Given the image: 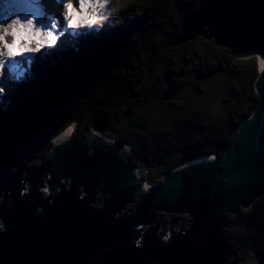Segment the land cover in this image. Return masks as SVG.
Instances as JSON below:
<instances>
[{"label": "water", "instance_id": "1", "mask_svg": "<svg viewBox=\"0 0 264 264\" xmlns=\"http://www.w3.org/2000/svg\"><path fill=\"white\" fill-rule=\"evenodd\" d=\"M199 37L239 59L264 58V0H203L175 45ZM255 88L259 103L223 157L171 171L146 193L129 150L108 139L68 140L50 161L24 166L2 189L0 264H238L229 217L264 197V73ZM159 212L191 218L163 236L153 226Z\"/></svg>", "mask_w": 264, "mask_h": 264}, {"label": "trees", "instance_id": "2", "mask_svg": "<svg viewBox=\"0 0 264 264\" xmlns=\"http://www.w3.org/2000/svg\"><path fill=\"white\" fill-rule=\"evenodd\" d=\"M58 1L41 0L43 10L49 12ZM149 1V7L156 9H144L134 22L125 16L119 24L98 35L82 29L83 44L63 36L60 43L56 42V48L49 47L50 53L45 49L40 54L43 57L31 58L30 64L24 59L27 71L22 78L6 67L5 73L0 75V189L26 163L45 161L52 152L54 154L56 144L53 142L73 125L77 127L78 138L98 131L106 140L115 141L119 150L129 148V164L134 170L143 172L144 167L140 165L155 168L154 176H150L153 179H143V184L161 183L167 173L204 156H224L239 127L252 117L259 103L255 88L260 76L257 58L238 59L229 49L205 38L177 47L176 40L185 18L195 13L203 0ZM72 4H77V0H72ZM55 22L60 24L63 20ZM56 32L60 33L58 28ZM158 34L164 38L161 44H149ZM152 47L162 54L161 63L154 67L159 71V80L151 79L154 68L150 69L148 78L142 73V77L137 75ZM206 62L212 63V67ZM202 66L205 77L218 66L223 68L224 74L215 73L205 78L206 82L200 83L193 94L185 91L191 101L181 121L166 123L165 115L158 119L160 124L151 126L146 114L138 116L135 107L144 100L143 91L148 89L146 101L152 90L164 88L160 79L167 81V70L176 77L185 68L196 72L195 69ZM142 78L146 79L145 83ZM148 80L152 82L149 84ZM209 94H217L219 103L213 102ZM131 100H134L133 105L128 104ZM120 105H126L123 113L131 121L132 129L123 136L115 131L119 119L114 109ZM211 105L220 106L221 116L213 118L208 113ZM82 106L87 110L86 123L81 114ZM46 134L47 141L38 144ZM138 186L140 184H136V188ZM131 208L136 207L129 205L126 210L130 212ZM159 215L164 219L166 235L180 231L175 227L176 222H182L183 228L188 226L187 216ZM158 220L156 216L154 227L159 225ZM226 232L230 234L232 245L243 254L239 259L245 261L251 255L256 264H264V197L249 209L230 216Z\"/></svg>", "mask_w": 264, "mask_h": 264}, {"label": "rangeland", "instance_id": "3", "mask_svg": "<svg viewBox=\"0 0 264 264\" xmlns=\"http://www.w3.org/2000/svg\"><path fill=\"white\" fill-rule=\"evenodd\" d=\"M150 4L151 3H150L149 0H110V3L108 5V9L112 10L113 8H115V11L111 15H107L105 19L98 20V22L95 23L91 28H82V29H84L85 31L86 30H91L92 32L96 31V32L99 33L100 31L108 30L109 28L114 27L115 25L119 24L120 21L123 18H125V16L127 18H129L128 19L129 21L134 22L135 21V15H137L139 12L143 11L144 9H145V11H148L151 8H152V10L156 9V7H154V6H151V8H150L149 7ZM46 6L49 7L48 4ZM53 6H54V8H56L58 10V12L56 13L54 8L49 9L50 10L49 12L46 11V10H43L44 14H45V17L50 19L51 22H53V23H54V20L55 21L58 20L60 22L62 20L61 16H62L63 11H64V9L61 6L60 0L58 1V3H56V2H55V4L53 3ZM73 7L76 9V14L73 15V23H75L79 19V15H78V13H79L78 0H77V4H73ZM166 8L168 10H170V8L167 5H166ZM4 11H6V9L0 10V15H3ZM9 15H11V13H9ZM122 15H124V16H122ZM11 18L14 19L16 17L14 15H12ZM5 19H7L8 23L11 22V19H8L7 16L5 17ZM47 22H48V20L46 19L45 23H47ZM161 22H162V19L160 20L159 23H161ZM63 23H66V22L63 21ZM63 23H60L61 26L58 27L59 32H63V34H66L68 32L69 36L73 38L74 42L76 40H78V42L80 44H83L84 43V36H85L84 31H81L82 29H78V30H76V32H78L79 34L73 35V34H71L73 32V30H71V29H69L67 31L63 30V28H62V24ZM4 26L6 27L7 25L5 24ZM36 26L39 27L40 24L37 23ZM45 30H47V29H45ZM9 31H11V30H9ZM56 33H57L56 30H54V34H56ZM158 33H161V32H158ZM30 36H31V33L27 32V31H24L20 36H18L16 38L17 39V47L14 49V51H19L22 45H26L28 47H33L34 48V47H36L37 41L43 39L42 37H32L31 39H29ZM6 39L8 40L9 43H11V41L13 40V37L9 35V36L6 37ZM163 39L164 38L162 37V35L158 34V36H156L154 39L151 38V40L149 41V44H151V45H153V44H161V41ZM55 46L56 45H53V46H47L46 45L45 46L46 52L47 51L51 52V51H49V47L54 48ZM52 50H54V49H52ZM40 52L26 54L25 57H29V56L31 57L32 56L33 58H35V55L40 54ZM161 55L162 54L159 53V49L156 50V48L152 47V49L146 53L147 59L144 60L145 65L142 66L140 70L138 69L137 75L139 77H142L141 74H140V73H142V74H144V76H146L148 78L149 75H150V72H151L150 69H153L155 66L158 67L159 63H161ZM20 58H21L20 56H17L15 58V60L20 61ZM247 60H250V59H247ZM27 65L28 64H26V66ZM6 67L7 66L0 68V75H3L5 73ZM158 75H159L158 69L154 68L153 72H152V78L151 79L152 80H159V76ZM144 80H146V79H143V81H142L143 83H145ZM152 80H148L149 84L152 82ZM164 83H166V82H164ZM107 85H109V83ZM172 85L173 84H171L169 86L166 83L164 85V88L159 89L157 91L152 90L153 93H151V96L149 97V99L146 100V101L145 100H141L142 101L141 104H138V106L135 107L136 113L138 114V116L139 115H143L144 116L145 114L147 115L149 125L155 126V125L160 124L158 119H162L165 116L166 112L168 111V109H166V107H164V102H162L161 99L163 98V95H165V92H171V90L175 89ZM222 86H224V83L222 84ZM165 87H167V88H165ZM208 97L212 98L213 102L219 103V99H218L217 94H214V95L213 94H209ZM133 102H134V100H131L128 104L133 105ZM174 105L179 106V104H177V103H175ZM82 107H81L82 108L81 114L83 116V121L86 123L87 122V118H88L87 110H86V108L84 106H82ZM211 107H212L211 109H207V110H208V113L213 118L221 116L220 115V112H221L220 106L211 105ZM126 108H127L126 105L125 106L124 105H120L119 107H116V109H114L115 111L113 110L115 113L117 112L116 116L118 115L117 118L119 119V120L117 119L118 121L115 123V127H116L115 131H116V134L120 135V136L126 135V134H128V133H130L132 131V129L130 127L131 126V121L128 118H126L124 116V113H123ZM166 123H171V122H166ZM77 131H78L77 127L73 128L72 135L70 134V136L65 137L64 139L60 140L59 138L65 133L64 132L63 134H61L58 137L59 141H57L55 144L58 145V142H60L59 143V145H60L63 142H66L68 140L77 141V140L84 139V138H78L76 136L77 135ZM96 134H98V135H96ZM90 136H92L94 138H97V140H104L105 139L104 138V134L100 133L98 131L97 132H95V131L90 132L87 137H90ZM48 138H49V136H48V134H46L44 136V138L42 140L39 139L37 141V143L41 144L40 141H42V142L47 141ZM108 141L113 143L114 146H115V149L118 150L115 141H113V140H108ZM52 156H53V152L51 153L50 157H47V159L45 161L44 160H38V161H36L34 163L33 162L32 163H26L25 166L31 165V164H35V163H39V162H48V161L51 160ZM140 167H144V168L142 169L143 172H142V175H140V179L137 181V184H140V186H138L137 188L141 189V190L143 189L144 193H146L147 190H149V188H147V190H146L145 187H144L145 184H143L142 181H143V179L144 180L153 179L150 176H154V173L156 172V170H154L155 168L154 169L153 168H149V167H146L144 165H140ZM21 170L25 171V167L20 169V171ZM23 174H26V172H23ZM159 179H161V178H159ZM6 184H7V182L6 183L4 182L1 185L0 191L3 189L4 186H6ZM154 185H156V184H153V185L150 184L149 187L154 186ZM2 194H3V190L0 193V199L2 197ZM136 201H138V200L136 199ZM133 206H135V205H133ZM135 209L136 208H131L130 212L135 211ZM128 211L129 210H126V212H128ZM159 213L162 214V212H159ZM161 217L162 216H159V218H161ZM187 217H188V221H189V219L191 217L188 216V215H187ZM182 224L183 223L179 221L178 222V226H176V227H178L179 230H181L183 228ZM164 228H165L164 225H163V227L160 226V229H161L160 233L163 236L166 235V230ZM236 249H238V248L236 247ZM239 256H243V254L240 252V250H239ZM234 260H235V258L233 259V261ZM256 263L257 262H256L255 258H253V256L249 255V257L245 261H243L240 258L238 264H256Z\"/></svg>", "mask_w": 264, "mask_h": 264}, {"label": "snow or ice", "instance_id": "4", "mask_svg": "<svg viewBox=\"0 0 264 264\" xmlns=\"http://www.w3.org/2000/svg\"><path fill=\"white\" fill-rule=\"evenodd\" d=\"M60 3L64 9L62 20L66 22L62 24V28L64 31L73 30L71 33L73 35L79 34L76 32L78 29L91 28L98 20L104 19L105 14L109 11L108 0H78L79 19L73 23V15L76 14V9L73 7L72 0H60ZM3 9H6V11L3 12V15H0V57L5 59H0V68L7 66L9 71L16 77L22 78L27 71L25 61H17L15 58L40 52L41 48L46 45H55L58 36L63 33L54 34V30L61 25L53 23L45 17L41 0H0V10ZM12 15L16 18L12 19ZM6 16L11 19L10 23L5 19ZM46 19L48 20L47 23H45ZM37 23L40 24L39 27L36 26ZM5 24L7 25L6 27L4 26ZM24 31L31 33L29 39L32 37H42L43 39L38 40L34 48L22 45L19 51H14L17 47L16 38ZM9 35L13 37L11 43L6 39ZM30 60L31 57H27L29 64ZM67 135L66 131L60 139H64ZM56 142L54 141L53 143Z\"/></svg>", "mask_w": 264, "mask_h": 264}, {"label": "flooded vegetation", "instance_id": "5", "mask_svg": "<svg viewBox=\"0 0 264 264\" xmlns=\"http://www.w3.org/2000/svg\"><path fill=\"white\" fill-rule=\"evenodd\" d=\"M150 11V10H149ZM204 39V38H203ZM224 48V47H221ZM206 64L210 65L212 67V63L206 62ZM203 66L201 69H195L196 72H194L193 69H184L181 71L179 75L174 77L169 70L165 73V79L167 81H164V78L161 77V82H167L169 84H173L172 86L175 88V91L177 90L178 93H176L175 97L171 99L169 102H164V107L168 109L165 115H167V122H179L184 117V109H187L189 102L191 101L187 94H185V91H188L190 93H194L195 88L198 87V85L201 83H205L206 79L205 76H203ZM222 70L224 74L223 68L221 66H218L214 71ZM212 70H209L208 74H210ZM163 82V83H164ZM166 83H164L165 85ZM148 93V89L144 90L142 95L145 96ZM141 100L139 101V104H141ZM175 103L179 104V106L174 105ZM135 107V104L133 108ZM158 215L157 217H159ZM158 223L161 227H163L164 219L163 217L159 218Z\"/></svg>", "mask_w": 264, "mask_h": 264}, {"label": "clouds", "instance_id": "6", "mask_svg": "<svg viewBox=\"0 0 264 264\" xmlns=\"http://www.w3.org/2000/svg\"><path fill=\"white\" fill-rule=\"evenodd\" d=\"M108 3H110V0H108ZM115 11V8H113L112 10H109L106 14H105V18H106V16L107 15H111L113 12ZM135 17H136V15H135ZM104 18V19H105ZM103 20V19H102ZM182 30V29H181ZM90 33H96L97 35H98V32H96V31H94V32H92L91 30H88ZM199 38H202V37H199ZM207 40V39H206ZM211 41V40H210ZM51 48V47H50ZM46 48H45V46L43 47V48H41V52H40V54H42L43 53V51L45 50ZM40 54H38L37 55V58L40 56ZM250 58H257V70L259 71V72H262V73H264V58H261V57H259V55H257V57H250ZM250 58H241V59H250ZM239 59V58H238ZM26 73V72H25ZM171 92L172 93H174V91L173 90H171ZM175 95H176V93H174ZM175 97V96H174ZM173 97V98H174ZM172 98V99H173ZM74 126V125H73ZM73 126H70L69 128H68V130H67V134L68 135H70L71 133H72V131H73ZM56 141H59V139H58V137H57V140ZM60 142H58V144H59ZM57 146V145H56ZM130 152V151H129ZM135 170H137V169H135ZM142 177V176H141ZM149 183H145V185H144V187H145V189L147 190V188L149 187ZM151 185H153V184H151Z\"/></svg>", "mask_w": 264, "mask_h": 264}, {"label": "bare ground", "instance_id": "7", "mask_svg": "<svg viewBox=\"0 0 264 264\" xmlns=\"http://www.w3.org/2000/svg\"><path fill=\"white\" fill-rule=\"evenodd\" d=\"M58 8V7H57ZM46 53H50V52H46ZM40 57H43V55L42 56H40ZM71 135H72V133H71ZM95 135V134H94ZM96 135H98V134H96ZM68 136H70V135H67L66 137H68ZM60 139V138H59ZM61 140V139H60ZM23 172H25V171H23ZM138 175H140L139 173H138ZM149 188V187H148Z\"/></svg>", "mask_w": 264, "mask_h": 264}]
</instances>
